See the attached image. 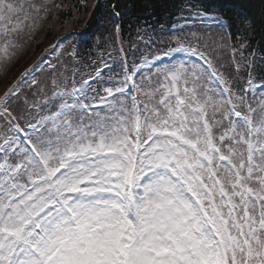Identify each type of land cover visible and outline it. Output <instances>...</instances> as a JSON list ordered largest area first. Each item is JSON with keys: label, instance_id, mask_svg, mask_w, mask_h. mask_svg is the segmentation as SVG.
<instances>
[{"label": "snow or ice", "instance_id": "obj_1", "mask_svg": "<svg viewBox=\"0 0 264 264\" xmlns=\"http://www.w3.org/2000/svg\"><path fill=\"white\" fill-rule=\"evenodd\" d=\"M50 3L0 0V66ZM192 36L195 46L174 36L164 54L203 64L162 65L155 82H137L134 67L99 103L86 102L88 80H52L61 103L28 125L35 139L0 144V264H264V84L249 74L234 91ZM39 70L0 96V115Z\"/></svg>", "mask_w": 264, "mask_h": 264}, {"label": "trees", "instance_id": "obj_2", "mask_svg": "<svg viewBox=\"0 0 264 264\" xmlns=\"http://www.w3.org/2000/svg\"><path fill=\"white\" fill-rule=\"evenodd\" d=\"M184 1L195 2L225 19L231 51L239 53L240 45L246 44L264 60V0H59L61 7L55 9L53 21L42 25L39 33L33 37L35 43L30 52L0 77V95L18 72L66 29L86 28L88 32L97 33L113 42V28L118 21L123 36L129 34L135 37L142 26L156 27L169 22ZM47 20L50 21L49 18ZM216 35L226 47L224 34L218 32ZM94 45L92 37L81 46L82 51L85 53Z\"/></svg>", "mask_w": 264, "mask_h": 264}, {"label": "rangeland", "instance_id": "obj_3", "mask_svg": "<svg viewBox=\"0 0 264 264\" xmlns=\"http://www.w3.org/2000/svg\"><path fill=\"white\" fill-rule=\"evenodd\" d=\"M50 7H55V6L52 5V4H50ZM52 21H53V18L51 19L50 22H52ZM50 22H49V23H50ZM35 39H37V38H35ZM34 43H35V41H33V42L27 47L28 49H27V51H26V54H28V53L30 52V50H31V48H32V45H33ZM24 57H25V56H24ZM22 58H23V56H22ZM22 58H21V59H22ZM21 59H20V60H21ZM20 60H18L17 62H19Z\"/></svg>", "mask_w": 264, "mask_h": 264}]
</instances>
